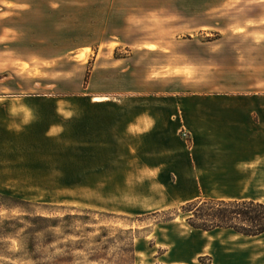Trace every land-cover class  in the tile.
Masks as SVG:
<instances>
[{"label":"rangeland","instance_id":"374dc122","mask_svg":"<svg viewBox=\"0 0 264 264\" xmlns=\"http://www.w3.org/2000/svg\"><path fill=\"white\" fill-rule=\"evenodd\" d=\"M223 1L0 0V101L44 103L27 130L0 125V264H264V235L195 230L189 203L134 213L138 192L99 188L78 157L102 120L109 132L142 103L216 89L217 70L253 64L264 34L238 25L260 8Z\"/></svg>","mask_w":264,"mask_h":264},{"label":"crops","instance_id":"0c3cea01","mask_svg":"<svg viewBox=\"0 0 264 264\" xmlns=\"http://www.w3.org/2000/svg\"><path fill=\"white\" fill-rule=\"evenodd\" d=\"M234 1L238 0H224L217 10L231 8ZM246 3L260 10L238 27L264 34V0ZM263 48L264 45L251 52L253 64L244 71L239 67L217 70L225 79L216 84V89L196 86L190 91L142 103L130 117L111 119L115 128L110 133L103 128L102 120L97 139L87 138L89 131H86L80 139L83 155L78 156L84 162V172L102 175L93 183L99 181V188L104 190L132 191V194L137 191L136 196L144 200L134 207V213L152 208L164 210L201 199L264 204V196L257 193L264 190ZM38 104L44 103L0 101L3 120L0 125L18 133L21 129L11 124L18 119L27 130L34 125L25 120ZM56 119L49 131L64 125L60 117ZM95 150L98 152L93 153ZM39 161L42 166L43 159ZM155 191L162 202L152 206L155 201L150 199ZM100 208L125 212L108 204Z\"/></svg>","mask_w":264,"mask_h":264},{"label":"trees","instance_id":"16d2710c","mask_svg":"<svg viewBox=\"0 0 264 264\" xmlns=\"http://www.w3.org/2000/svg\"><path fill=\"white\" fill-rule=\"evenodd\" d=\"M8 195L0 194V198ZM190 204L188 222L195 230L211 232L229 230L243 237L264 235V204L254 201L196 200ZM4 205L0 203V208ZM30 221L38 223L42 217ZM190 226V227H191Z\"/></svg>","mask_w":264,"mask_h":264},{"label":"bare ground","instance_id":"6f19581e","mask_svg":"<svg viewBox=\"0 0 264 264\" xmlns=\"http://www.w3.org/2000/svg\"><path fill=\"white\" fill-rule=\"evenodd\" d=\"M107 100H109V98L108 97H95V101H98V102H100V101H107Z\"/></svg>","mask_w":264,"mask_h":264},{"label":"built area","instance_id":"2783aa9c","mask_svg":"<svg viewBox=\"0 0 264 264\" xmlns=\"http://www.w3.org/2000/svg\"><path fill=\"white\" fill-rule=\"evenodd\" d=\"M183 135H184L185 137H187V134H186V133H183Z\"/></svg>","mask_w":264,"mask_h":264}]
</instances>
